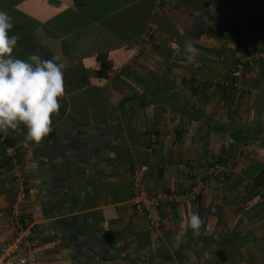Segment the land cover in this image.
Returning a JSON list of instances; mask_svg holds the SVG:
<instances>
[{"label":"crops","instance_id":"0c3cea01","mask_svg":"<svg viewBox=\"0 0 264 264\" xmlns=\"http://www.w3.org/2000/svg\"><path fill=\"white\" fill-rule=\"evenodd\" d=\"M6 4L13 55L55 60L66 93L41 144L23 125L0 133V240L17 233L19 204L38 264H264V59L237 72L264 49V0ZM216 161L223 189L163 202L157 229L132 210L133 168L147 192L181 194ZM19 178L34 188L20 203Z\"/></svg>","mask_w":264,"mask_h":264},{"label":"clouds","instance_id":"9594fccd","mask_svg":"<svg viewBox=\"0 0 264 264\" xmlns=\"http://www.w3.org/2000/svg\"><path fill=\"white\" fill-rule=\"evenodd\" d=\"M13 27L12 17L0 10V133L7 136L23 125L24 139L39 145L53 131L52 117L59 114L66 93L63 70L55 60L41 59L39 54L16 58L13 52L20 37L9 35ZM185 52L192 62L198 49L187 42ZM202 225L197 213L188 218L187 228L194 236L201 234Z\"/></svg>","mask_w":264,"mask_h":264},{"label":"built area","instance_id":"2783aa9c","mask_svg":"<svg viewBox=\"0 0 264 264\" xmlns=\"http://www.w3.org/2000/svg\"><path fill=\"white\" fill-rule=\"evenodd\" d=\"M161 1H157L156 7H160ZM240 64L238 65V73L243 71L244 64L252 69L256 63L264 59V51L253 52L248 50L247 54L238 56ZM113 73L109 76L113 77ZM151 142L155 140L153 134L150 135ZM5 137L0 136V144L3 143ZM179 169L185 175L190 174V170L185 165H179ZM207 178H202L190 186L181 194H170L165 192H147L144 189V172L140 168H133L130 171V181L133 187V196L130 199V206L137 214L144 216L150 224L151 228L157 229L159 223L153 217L154 212L160 208L163 202L181 203L185 200H196L209 184L215 183V188L221 191L224 186L226 172L223 166L218 163L210 165L206 170ZM22 189L18 194V201L24 202L28 197L34 194V188L25 186L24 180L19 178ZM11 216L14 224L18 227V231L11 239L0 240V264H38L36 253L30 249L29 239L32 238L33 229L24 227L20 217L19 204L12 207Z\"/></svg>","mask_w":264,"mask_h":264},{"label":"trees","instance_id":"16d2710c","mask_svg":"<svg viewBox=\"0 0 264 264\" xmlns=\"http://www.w3.org/2000/svg\"><path fill=\"white\" fill-rule=\"evenodd\" d=\"M8 2V0H2L0 3V8L3 10V11H5V10H7L8 8H9V5H7L6 3ZM162 3V2H161ZM262 51H264V49H262L261 50V52ZM247 54V53H246ZM263 59V58H262ZM261 59V60H262ZM260 61V60H259ZM240 64V63H239ZM244 67H248L246 64H244ZM214 163H218V164H220V162H213V164ZM212 165V164H211ZM221 166H222V164H220ZM264 175V170H263V172L258 176V179H260L262 176ZM257 180V179H256ZM225 181H226V178H225ZM225 183V182H224ZM224 187V186H223Z\"/></svg>","mask_w":264,"mask_h":264}]
</instances>
